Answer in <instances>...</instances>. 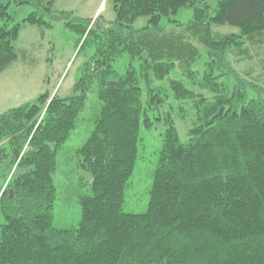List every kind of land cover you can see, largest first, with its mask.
<instances>
[{"label":"trees","instance_id":"16d2710c","mask_svg":"<svg viewBox=\"0 0 264 264\" xmlns=\"http://www.w3.org/2000/svg\"><path fill=\"white\" fill-rule=\"evenodd\" d=\"M12 1L32 10L14 22L0 4V70L17 57L21 26L49 27L46 14L65 20L79 50L92 53L70 94L43 92L0 113V264H264V98L227 57L247 41L264 42V0H108L114 19L104 28L53 9V0ZM182 8L191 11L187 22L161 25ZM138 16L147 22L134 29ZM224 24L238 31L211 28ZM124 53L131 62L119 73L113 61ZM202 53L200 72L192 66ZM249 87L259 93L249 97ZM89 91L100 110L76 163L90 174L89 193L79 197L78 226L55 228L57 155ZM152 113L164 129L148 207L126 212ZM175 116L188 124L183 140Z\"/></svg>","mask_w":264,"mask_h":264},{"label":"rangeland","instance_id":"374dc122","mask_svg":"<svg viewBox=\"0 0 264 264\" xmlns=\"http://www.w3.org/2000/svg\"><path fill=\"white\" fill-rule=\"evenodd\" d=\"M205 1L211 7L216 2V0ZM0 4L7 5V10L13 15L14 22H20L32 10L30 4L16 6L12 0H0ZM53 9L68 11L72 17L92 19L93 24L97 19L101 28L110 25L114 19L112 4L108 0H53ZM190 18V9L182 8L177 14L171 15L172 21L162 19L161 25L169 28L176 21L185 23ZM44 19L51 22L49 27L23 24L13 42L17 57L5 69L0 70V113L31 102L43 92L49 95L56 93L58 96L70 94L84 62L92 53V49L87 46L79 50L77 45L79 33L69 28L65 20L52 18L47 14L44 15ZM146 22V16H138L132 23V28H140ZM211 28L219 33L238 31L237 27L228 24L212 25ZM241 50L244 52L228 51L227 57L235 73L262 88L261 96L264 98V42L247 41ZM204 59L205 56L202 53V57L197 59L192 67L201 72ZM130 62V57L124 53L113 61V67L117 72L122 73ZM133 63L137 65L138 62L133 60ZM171 76L178 77V74L173 72ZM222 79L229 87H232L234 83L232 77L224 76ZM258 93L257 90L249 87V97H255ZM205 94L210 97V94ZM171 103L174 107L177 105L175 101ZM100 104L95 93L89 91L76 127L71 131L57 155L59 167L53 176L56 187L53 208L55 228H75L79 224L81 218L79 197L89 193L90 174L77 166V149L90 135ZM185 108L188 110L187 105ZM158 112H162V107L158 109ZM153 115L152 113V127H143L140 131L136 160L124 191L122 208L126 212H144L148 207L149 191L164 129L163 121L155 119ZM175 124L180 138L185 139L187 122L175 116ZM4 183L5 181L0 177V188ZM3 222L0 211V224Z\"/></svg>","mask_w":264,"mask_h":264},{"label":"water","instance_id":"95a60500","mask_svg":"<svg viewBox=\"0 0 264 264\" xmlns=\"http://www.w3.org/2000/svg\"><path fill=\"white\" fill-rule=\"evenodd\" d=\"M97 24V19L96 20H94V24L93 25H96Z\"/></svg>","mask_w":264,"mask_h":264}]
</instances>
